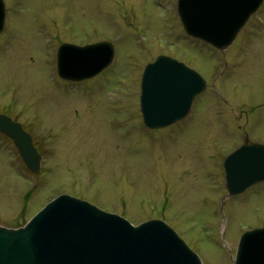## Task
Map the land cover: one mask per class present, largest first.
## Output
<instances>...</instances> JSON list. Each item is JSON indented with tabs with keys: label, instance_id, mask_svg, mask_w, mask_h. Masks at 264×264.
<instances>
[{
	"label": "rangeland",
	"instance_id": "obj_1",
	"mask_svg": "<svg viewBox=\"0 0 264 264\" xmlns=\"http://www.w3.org/2000/svg\"><path fill=\"white\" fill-rule=\"evenodd\" d=\"M3 1L0 111L31 132L43 159L33 174L0 135V224L22 225L69 193L133 224L160 218L203 264H233L242 233L264 226V181L221 205L222 160L242 141L239 127L258 115L253 135L264 142V1L224 52L185 32L177 0ZM99 40L115 48L106 69L78 82L58 76L62 42ZM159 54L196 69L208 87L187 118L149 129L140 78Z\"/></svg>",
	"mask_w": 264,
	"mask_h": 264
},
{
	"label": "water",
	"instance_id": "obj_2",
	"mask_svg": "<svg viewBox=\"0 0 264 264\" xmlns=\"http://www.w3.org/2000/svg\"><path fill=\"white\" fill-rule=\"evenodd\" d=\"M263 0H177L184 30L219 49L227 48ZM5 3L0 0V32ZM114 46L101 40L85 45L63 42L57 49L60 77L91 78L113 60ZM195 69L169 55L147 63L140 83V110L149 128L184 118L194 97L206 88ZM0 132L14 143L26 167L38 174L42 155L32 135L12 117L0 113ZM229 196L264 180V143L245 142L223 161ZM234 264H264V226L239 238ZM0 264H203L164 220L151 218L133 225L123 216L68 193L50 200L18 227L0 224Z\"/></svg>",
	"mask_w": 264,
	"mask_h": 264
},
{
	"label": "flooded vegetation",
	"instance_id": "obj_3",
	"mask_svg": "<svg viewBox=\"0 0 264 264\" xmlns=\"http://www.w3.org/2000/svg\"><path fill=\"white\" fill-rule=\"evenodd\" d=\"M233 43H234V41H233ZM232 43V44H233ZM231 44V45H232ZM230 45V46H231ZM229 62L230 61H228V59H225L224 58V65H223V69H222V71L223 70H225V69H227V67H229ZM218 72L217 74H216V76L213 78V81H212V87H213V89L214 90H216V91H218V89L216 88V86H215V81H216V79H217V77H219L223 72ZM223 100H224V102L225 103H227V104H229L230 105V102L227 100V98L225 99L224 97H223ZM259 106L261 107L260 108V110H263L264 111V98H263V100L260 102V104H259ZM257 118H258V115H254L253 116V118H251V120H253V122H252V124L253 125H250V126H247V125H245L244 127H239L240 129H241V132H240V139L239 140H242L241 142L240 141H238V143L232 148V149H234V148H236L237 146H239L244 140H253V141H260V140H262V138L259 136V137H255L254 135H253V133H254V128H256L257 127V130H258V126H257V123L255 122L256 120H257ZM256 123V124H255ZM245 124H248V118H246V122H245ZM253 128V129H252ZM264 128V127H263ZM263 128H261V129H263ZM1 135V134H0ZM2 137L3 138H6V137H4L3 135H2ZM232 149H230V150H232ZM229 150V151H230Z\"/></svg>",
	"mask_w": 264,
	"mask_h": 264
},
{
	"label": "trees",
	"instance_id": "obj_4",
	"mask_svg": "<svg viewBox=\"0 0 264 264\" xmlns=\"http://www.w3.org/2000/svg\"><path fill=\"white\" fill-rule=\"evenodd\" d=\"M35 144L38 145L37 147H38V149L41 151V149L39 148V144H38L37 141H35Z\"/></svg>",
	"mask_w": 264,
	"mask_h": 264
}]
</instances>
